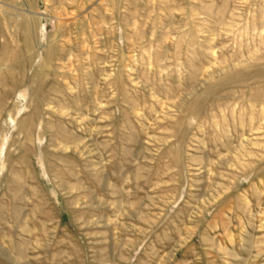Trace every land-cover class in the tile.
Listing matches in <instances>:
<instances>
[{"label": "rangeland", "instance_id": "374dc122", "mask_svg": "<svg viewBox=\"0 0 264 264\" xmlns=\"http://www.w3.org/2000/svg\"><path fill=\"white\" fill-rule=\"evenodd\" d=\"M0 1V264H264V0Z\"/></svg>", "mask_w": 264, "mask_h": 264}, {"label": "bare ground", "instance_id": "6f19581e", "mask_svg": "<svg viewBox=\"0 0 264 264\" xmlns=\"http://www.w3.org/2000/svg\"><path fill=\"white\" fill-rule=\"evenodd\" d=\"M4 1V0H3ZM3 4V2L2 1H0V5H2ZM5 4V3H4ZM12 6V5H11ZM7 7V6H6ZM12 7H15V6H12ZM10 8V7H9ZM5 9V8H4ZM3 9V10H4ZM19 9V8H18ZM0 11H2L1 10V7H0ZM15 11V10H14ZM18 11V10H17ZM22 12V11H21ZM21 12H19V13H21ZM33 14V13H32ZM5 15V14H4ZM10 15V14H9ZM17 15H18V13H17ZM6 16V15H5ZM20 16H21V14H20ZM7 17H8V15H7ZM13 18H14V16H13ZM12 20V19H11ZM16 20V19H15ZM32 20V19H31ZM20 21V22H19ZM19 21H16V22H14V24L12 25V26H14V28L15 29H17L18 28V26L20 25V23H22L23 21H25V22H28V23H30L29 21H30V15H29V13H28V11H26L25 12V14H24V16H23V18L20 20V18H19ZM21 26V25H20ZM19 26V27H20ZM11 27V26H10ZM24 28H26V27H24ZM10 29V28H9ZM15 33H17V32H14V31H12L11 33H9V34H11V36L13 37V38H15L16 39V34ZM28 33H29V30H28ZM1 40V39H0ZM2 41V40H1ZM14 41V40H13ZM3 48V47H2Z\"/></svg>", "mask_w": 264, "mask_h": 264}]
</instances>
